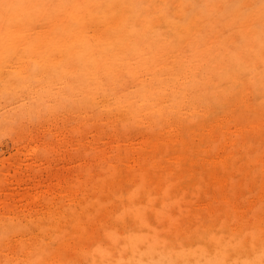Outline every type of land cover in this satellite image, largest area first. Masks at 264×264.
I'll use <instances>...</instances> for the list:
<instances>
[{
  "label": "rangeland",
  "instance_id": "374dc122",
  "mask_svg": "<svg viewBox=\"0 0 264 264\" xmlns=\"http://www.w3.org/2000/svg\"><path fill=\"white\" fill-rule=\"evenodd\" d=\"M143 1L147 4L146 10L155 7L149 14L152 21L158 20V18L170 22L175 20L179 25L174 35L176 42L172 47V52H164L163 60L168 65L195 64L203 66L199 71L203 72L205 71L204 66H207L208 63L212 64L214 61L215 53H220V56L227 60L232 53L239 57L245 47L252 45L254 47L248 51L250 54L245 55L244 59L250 62L253 59L256 62L264 61V0H133L132 5L135 6V11L138 14L141 11L146 12V10H142ZM67 2L68 0H62L64 6ZM219 3L220 5H218ZM186 5L189 7L185 8ZM43 7L41 6V10ZM179 12L181 15L178 14ZM176 14L179 16L176 17ZM196 18L197 20H195ZM203 19L207 20L203 21ZM192 22H195L198 27L196 32L182 31V28L188 27V24ZM38 23L34 22L33 27L35 25L36 27L32 30H37L36 28L42 30V26L46 25ZM43 28L45 29V27ZM49 29H52V26ZM156 31L159 36L163 34L159 29ZM232 35L235 36V39ZM230 37H233V40ZM187 38L189 39L186 43ZM208 45L212 52L214 51L212 54L204 50ZM225 49L227 54L224 52ZM178 50L179 52H176ZM152 53L149 52L146 55L149 60L153 59L152 56H157ZM185 56H187L186 59H184ZM180 58L184 60L179 61ZM163 60H159L156 64L158 66L152 67L162 68L163 65L161 66L160 63L166 64ZM141 69L136 73L137 76L136 74L123 75L117 81V87L113 88L114 92L123 95L127 93L136 95L141 88L149 86L152 81L149 77L150 70ZM3 74L6 77L9 72ZM145 75H147L146 78H144ZM23 78L27 80V77L20 76V79L10 88H5L6 83H2L0 79V254H3L1 264H18V262H20L19 264H48L49 260L52 259L51 263L58 259L59 251L65 258L68 255L69 259H77V261L81 259L79 264H83L82 261L86 262L85 264H123L130 257L132 251L141 246L144 247L140 244L139 237L144 235L147 228L145 225L141 227L140 220L137 218L126 216L120 222L117 213L119 211L118 200L114 196L115 193L117 196L123 197L130 205L143 206L141 213L146 217L144 220L150 226L148 229L150 234L154 238H156L155 234L160 237L154 241L148 236L147 240L151 241L152 250L158 251V249L166 247L173 249L178 246L176 243L178 241L177 232L175 229L166 228L167 218L164 216L168 217L169 213L159 217L155 213L159 210L163 211V214L166 211L174 214L177 207L171 202L179 200L180 207L188 208L185 211L192 209L195 214L194 221L201 225L195 231L185 232L179 236H185L183 241L187 245L192 244L195 249L196 235L199 234L203 236V246L209 254L212 255L217 250H222V254H227L232 259H237L238 262L246 258L253 259L256 251H264V173L259 172L260 167L264 166V85L244 83L233 95L221 93L219 100L215 102L210 100L206 102V104L210 103L209 105H203L205 102L204 100L200 102L202 99L199 95L204 96L205 93L209 95L212 92L205 86L201 90V94L196 91L194 102L198 101L194 105H199L195 107L193 105L195 111L192 110V112L188 107L183 106L179 113L172 115L176 116L174 120L171 117L161 116L160 107L155 103L156 99L158 101L162 99L158 96V98L155 97L156 99H151L153 104L147 103L146 107L149 108L143 109L145 113L143 110V113L139 114L138 112L137 117H140V121H135L129 117L130 114L127 112L114 110L112 116H109L104 113L102 107L97 105L85 109L83 106L78 107L69 102L58 103L52 96L47 98L51 109L44 112L36 109L32 112V81L25 85ZM139 79L141 80L138 81ZM125 80L127 81L123 82ZM155 84L152 87H155ZM131 85L132 87H129ZM210 85L215 84L210 83ZM218 90L220 91V88H216L212 95L217 94ZM235 94L245 102L235 101L233 97ZM112 95L110 100L114 101V95ZM169 102L168 97L166 103ZM155 104L154 108L157 110H153ZM237 105H241L243 109L239 110ZM95 107L96 109H94ZM81 109L83 113L80 112ZM187 109L190 113L186 111ZM85 110L89 112L93 110L89 113L88 119L83 117ZM115 112L116 115H114ZM182 113H185L186 116ZM206 114H211L212 117ZM181 115L182 117H179ZM214 115L216 116L214 117ZM165 118L169 120L167 121ZM214 119L217 120L216 123ZM227 119L232 121L229 123ZM170 121L172 124L169 123ZM181 121L183 122L181 123ZM202 123L209 127L207 126V129L201 134V132H197V126ZM217 124H222L226 129L224 135L220 134V127L218 132L213 129L212 126ZM171 125L176 129V132L193 126L189 132L190 136L192 135L196 139L195 146L193 145L196 150L183 151L181 155L179 154L181 158L178 160L182 165L177 162L182 173L186 171L189 164H194L193 174L189 175L190 180L193 181L191 192H185L183 187L179 186L182 176L175 169L170 170L169 181H163L165 177L162 178L159 174L162 169H160V163L157 168L150 169L149 174L140 172L143 171L142 166L145 167L156 156L155 150H148L150 148L144 146L146 138L149 135H155L161 128L171 127ZM205 137L208 142L210 141L209 143L206 142ZM150 139L153 140V137ZM177 139L178 136H176ZM213 139L217 140L213 141ZM101 146L102 148H100ZM220 146L221 148H219ZM169 153H173L172 158L170 154H166V158L161 164L175 168L173 167L176 164L174 157H177L178 149L172 146ZM136 154L138 155L136 156ZM130 155L132 156L130 157ZM215 156L224 157L225 161L232 162L224 169V182L216 181V174H213L219 172L213 159L216 158ZM156 162L158 161L156 160ZM112 164L119 168L114 169ZM139 167L142 170L138 169ZM233 167H236L235 171ZM105 169L107 171L104 173ZM127 170H131V172ZM100 172L102 174H99ZM209 172L211 175L208 174ZM141 174L143 176H140ZM90 176L92 179L89 178ZM113 179L115 183L111 185ZM139 184V189L144 188L139 193L134 192L133 190ZM98 185H104L101 191L98 190ZM151 187L155 188L152 196L145 192ZM95 191L96 195L94 196ZM98 198H101L103 207L99 214H96L93 208L96 207L95 202ZM191 200L195 204L189 206L191 205L189 202H193ZM115 202L116 204H114ZM87 223L89 225H86ZM92 227L95 228L92 229ZM91 232L95 233L91 234ZM131 235L137 236L136 240L130 239ZM66 236L68 237L66 238ZM72 240L74 241L72 242ZM148 241L145 240V242ZM74 242L75 244H73ZM65 247L71 248V251H67ZM83 248L84 250H82ZM54 256L55 259H53ZM74 263L78 262L74 261ZM74 263L65 261V264ZM150 264H159L158 257H152Z\"/></svg>",
  "mask_w": 264,
  "mask_h": 264
},
{
  "label": "bare ground",
  "instance_id": "6f19581e",
  "mask_svg": "<svg viewBox=\"0 0 264 264\" xmlns=\"http://www.w3.org/2000/svg\"><path fill=\"white\" fill-rule=\"evenodd\" d=\"M140 1H142V0H140ZM171 1H173V0H171ZM156 2L158 3V1H156ZM132 3H134L133 0H68L66 6H64L62 4V0H60V1L59 0H0V76H1L0 79L2 80V83H6L5 88H10L12 86V84H14L18 79H20V76L27 77V80H25L23 78L25 85L28 82L32 81V112L35 111L36 109L41 110L43 112L51 109V107L49 108L50 104H49L47 98H49V96H52V97H55V99L57 100L58 103L69 102L70 104L76 105L78 107L83 106V108H85V109H88L92 106L97 105L98 107H102L104 109V113L106 115H109V116L112 113H114L113 112L114 110L117 112L118 111H123L125 113L127 112L128 114H130L129 117L131 119H134L135 121H140V117H137L138 112L140 114L144 108H149V107H146L147 103L153 104L151 99H156V98H158V96L160 99L161 98L162 99H161V101H158L156 99L155 103H157L158 107H160L159 110H160L161 116H166L169 118L171 117L172 120H174V119H176V116H172V115L179 113V111L183 109L182 108L183 106L188 107V109L190 111L194 110L193 105L195 102L197 103V101H198L197 100L194 102V99L197 95L196 91H197V93L199 92L201 94L202 93L201 90L204 89L205 86H206L205 88H207L208 90L210 89L212 92L209 95H207L206 93L204 96L199 95L202 99V100H200V102L201 101L203 102V100L205 102V103H203V105L206 104V102H208L210 100H212L214 102L216 100H219L221 93H225V94L229 93V94L233 95L236 92V90L244 83H247V84L253 83L255 85L256 84L264 85V61L260 60V61L256 62L253 59V61L250 62L249 60L244 59L245 55L250 54L248 51L254 47L253 45L251 47H245L241 51L243 53H241L239 51L240 52L239 57L235 53H232L230 58L227 60L222 58L220 56V53H218V54L215 53L214 58H213L214 61L212 62V64L208 63L207 66H204L203 69L205 71H203V72H199V71H201L203 66H196L195 64L187 65V64H181L180 63L179 66H177V64L168 65L167 62L165 60H163V56L165 55L164 52H168V51L172 52L171 51L172 47L175 45L176 37L174 35L177 32L176 29L179 27L177 21H175V20L172 22H170L169 20L163 21L161 18L160 19L162 21L159 18H158V20L155 19L154 21H152L151 16H149V14H150L151 9L154 7L153 5H152L153 7L150 10H146L147 4L145 1H143L142 10L143 11L146 10V12L143 13L141 11L140 12L141 14L140 13L138 14L135 11V6L132 5ZM5 4L17 5L18 7H15L11 10H6L4 7H2V5H5ZM218 5H220V3ZM41 6H44L46 8L44 9V7H43V10H41ZM176 6H178V4H176ZM188 7H187V5L185 6V8H188ZM178 14H180V12ZM178 14H176V17ZM210 17H212V16H210ZM180 18H181V16H180ZM195 20H197V18ZM206 20L203 19V21H206ZM191 21H193V20H191ZM203 21H201V22L199 21V22L202 23ZM34 22H36V23L39 22L40 25H42V24L43 25L46 24V25L42 26V30H39L38 28H36L37 30H32V29H34V27H36V25L33 27ZM199 22H198V24H199ZM50 26H52V29H49ZM199 26H200V24H199ZM43 27H45V29ZM156 29L161 30L163 32V34L161 36L157 35ZM197 29H198V27H196V23L192 22V23L188 24V27L182 28V31L191 30L193 32H196ZM215 36H217V35H215ZM232 36H234V35H232ZM215 38H214V40L218 39V38H216V39ZM230 38L232 39L233 37H230ZM188 39L189 38H187L186 43H187ZM231 39H229V40H231ZM234 39H235V36H234ZM178 40H179V38H178ZM189 41H191V40H189ZM213 41H211V42L213 43ZM211 42H210V44H211ZM207 43H209V42H207ZM209 45L206 48L205 47H202V48H205L204 50H206V52H209V54H212L214 51L212 52V49H210ZM210 46H212V45H210ZM173 50H175V49H173ZM226 51L227 50L225 49V51H224L225 54H227ZM149 52H153L157 56H152L153 59L149 60L148 56H146ZM176 52H179V50ZM153 53H152V55H154ZM170 54H172V53H170ZM200 54H201V52H200ZM206 55H207V53H206ZM206 55H204V56H206ZM186 57L187 56H185L184 59H186ZM202 57H203V55H202ZM202 57H200V58H202ZM171 58H173V57H171ZM207 58H209V57H207ZM181 59H183V58H180L179 61ZM206 59H204V60L206 61ZM159 60L165 61L166 64H162L163 63L162 62V63H160L161 66L163 65L162 68H160V67L158 69H155V67L153 68L152 66L156 65L159 62ZM170 60H172V59H170ZM187 60H189V59H187ZM208 60H210V58ZM174 62H175V60H174ZM156 66H158V65H156ZM141 68H143L144 70H145V68L150 70L149 77L152 81H150L149 86H147L146 88H141L140 92H138L136 95L128 94V93L123 95V94H116L114 92L113 88L116 86L117 81H119L123 75H125V74H131V75L136 74ZM143 69H141V70H143ZM4 72H9L8 76L5 77V75L3 74ZM136 76H137V74H136ZM146 76L147 75H145L144 78H146ZM2 77H3V79H2ZM141 79H139L138 81H140ZM127 80H125L123 82H126ZM154 83H156L155 87H152V85H154ZM210 83H213L215 85L212 86V85H210ZM129 87H132V85ZM216 88H220V91L218 90L217 94L214 93V95H212V93L216 90ZM118 92H120V91H118ZM121 93H122V90H121ZM112 94L114 95V101L110 100V97ZM134 97H137V98H134ZM168 97L170 99V102L166 103V102H168ZM233 97H234V100L237 101L238 103L239 102H245L244 100H241L237 94H235V96H233ZM241 97H243V96H241ZM149 100H151V101H149ZM137 101H139V102H137ZM222 101H223V99H222ZM231 101H233V100H231ZM101 104L103 106H100ZM209 104H206V105H209ZM196 105H199V104H196ZM196 105H194V107ZM200 106H201V104H200ZM154 107H156V104H155V106H153V110L154 109L157 110ZM201 107H203V106H201ZM220 107L222 108V106H220ZM238 108H239V110L243 109V108H241V105H239ZM94 109H96V107ZM116 109H118V110H116ZM119 109H122V110H119ZM184 109H186V108H184ZM188 109L186 111H189ZM190 111H189V113H190ZM196 111L198 112L199 110H196ZM80 112H82V109ZM91 112L85 110L84 114H83L84 119H88L90 117L89 113H91ZM197 112H196V114H197ZM144 113H145V111H144ZM186 113H188V112H186ZM226 113H227V111H226ZM131 114H133V115H131ZM152 114H154V113H152ZM183 114H185V113H182V115ZM211 114L210 115L206 114V115L210 117ZM223 114H224V112H223ZM114 115H116V112ZM182 115L179 117H182ZM216 115H214V117ZM105 116H103V118H105ZM185 116H186V114H185ZM203 116H204V114H203ZM223 117H225V116H223ZM110 118H108V119H110ZM233 118H234V116H233ZM121 119H122V117H121ZM217 119H219V118H217ZM85 121L87 122V120H85ZM85 121H83V122H85ZM108 121H106V122H108ZM110 121H112V120H110ZM113 121H114V119H113ZM116 121H118V120H116ZM160 121H163V120H160ZM183 121H184V119H183ZM183 121H181V123ZM227 121H229V123H230V121H232V120L227 119ZM144 122H145V120H144ZM147 122H149V121H147ZM175 122H176V120H175ZM216 122H217V120H215V123ZM169 123H171V121ZM198 123H199V121H198ZM218 123H219V120H218ZM149 124L151 126V123H149ZM225 124H227V123H225ZM147 125H148V123H147ZM184 125L186 126V124H184ZM205 125L206 124H204V123L199 124L197 126V132L198 133L201 132V134H202L205 131V129H207V126L209 127V125H206V126ZM169 127L167 126L165 128H161L157 133H155V135H149V137L146 138V140H145L146 145H144V146H146V147L148 146L150 148L148 150H153V151L155 150L156 156L153 159V161H151V162L149 161L148 164H146L147 167H146V165H145V167H143L144 166L143 165L142 166L143 171H140V172L149 174L151 172L150 169H152L154 167L157 168L158 164L160 163L161 167L160 166L159 167H160V169L161 168L162 169H161V171L159 170L160 171L159 174H160V177H162V178L165 177V180H163V181H166V180L169 181L170 170L175 169L182 176V178H181L182 182L180 181V183H182V184H180L178 182L179 186L183 187V190L185 192L186 191L191 192L193 181L190 180L189 175L193 174L194 164L193 163L189 164V166L186 168V171L185 172L183 171V173H182L179 170V166H178L177 162L178 163L181 162L178 160L181 158L180 155L183 151L186 152L189 150L190 151L196 150L194 147L196 139H194L192 135L190 136V132H189V131H191L193 126H190V127L188 126L184 130H180V131L177 130V132H176V129H174L172 125L170 128ZM212 127H213V129H216L217 132H218V128L220 127V129H219L220 134H223V135L225 134L226 129L224 128V126H222V124H217V125H214ZM135 129H137V128H135ZM133 132H135V131H133ZM173 135H174V139H173ZM176 136H178L177 140H176ZM151 137H153V140L150 139ZM205 139H206V137H205ZM214 140H217V139H213V141ZM206 142L209 143L210 141L208 142L206 139ZM172 146L175 147V149H178L177 157L176 156H175L176 158L174 157L176 164L174 166L172 164V166L175 168H172L169 165L161 164V162L164 161V158H166L165 155L171 153V152L169 153V151L172 149ZM207 146H208V144H207ZM100 148H102V146ZM162 148H165V149L163 150ZM219 148H221V146ZM143 149H145V148H143ZM168 149H169V151H168ZM224 151H226V150H224ZM121 152H122V149H121ZM214 152L216 153V151H214ZM175 153H174V155H175ZM172 154H170L171 158H172ZM137 155L138 154H136V156ZM140 155H139V157H140ZM202 155H204V154H202ZM131 156L132 155H130V157ZM141 156H143V155H141ZM121 158H122V155H121ZM146 158H145V160H146ZM168 159H169V156H168ZM213 159H214L215 165H217V168L219 169V172L217 171L216 173H213V174H216L215 179L219 183L221 181L224 182V180H223L224 172H225L224 169L228 164L231 165L232 162L230 163L229 161H225L224 157H220V156H217L216 158H213ZM128 160L130 161V158H128ZM156 160L158 162H156ZM209 160H211V159H209ZM112 163H115V162H112ZM209 163L211 164V162H209ZM115 164L114 165L112 164V167L114 169L117 167L119 168V166H115ZM140 165H142V164H140ZM136 166H137V164H136ZM122 167L125 168V166H122ZM129 167H130V164H129ZM205 168H207V167H205ZM132 169H133V166H132ZM138 169H141V168L139 167ZM235 169H236V167L234 168V171H235ZM106 171H107V169H105L104 173ZM128 172H131V170ZM259 172L264 173V166L260 167ZM113 173H115L114 170H113ZM210 173L211 172H209L208 174H210ZM99 174H102V173L100 172ZM140 176H143V174H141ZM104 177H105V175H104ZM128 177H127V179H128ZM89 178L92 179V176H90ZM207 178H208V176H207ZM253 178L255 179L256 177L254 176ZM91 179H90V181H91ZM198 179H199V177H198ZM114 183H115V181L113 179V181H111V185ZM109 185H110V183H109ZM103 187H104V185H98L97 186L99 191H101V188H103ZM139 188H140V184H139V186L137 185V187L133 191L139 193L140 191H142V189L144 187L141 189H139ZM115 190H117V189H115ZM154 190H155V188L151 187V188L146 189L145 192L147 195L152 196ZM88 193H90V192H88ZM93 195L94 196L96 195V191ZM114 196H116V198L118 200L117 208L119 211L117 213H118V217H119L120 222H122L126 218V216L132 217V218H137L138 220H140L139 225L141 227L145 225L146 226L145 228H147V231L144 232V235H142V237H139L140 238V244L144 245V247L141 246V247L137 248V250L132 251V253L130 254V257L126 260V262H123V264H150L152 257L153 258L158 257L159 264H249V262H254V264H260L261 259L264 258V251H256L254 253L253 259L249 260L248 258H246L243 261H239V262L237 259H232L227 254H222V250H217L214 254L211 255L208 253V251H206L205 247L203 246L202 241L204 240V238H203V236H201L199 234L196 235L197 236L196 243L193 242V243H195L194 244L195 249L192 246V244L187 245L183 241L185 236L184 235L182 237H179V236L185 232L190 233V231H195L197 229V227H200L201 225L198 222L194 221L193 216L195 214H194V212H192V209L189 211H185V209H188V208L184 209L183 207H180L179 200L171 202L172 205L177 207L176 210L174 209L175 212L173 211L174 214L170 213L169 211H166V213L163 214L162 213L163 211L161 212L159 210L155 213L158 217L164 216L165 214L169 213L168 217L164 216V218H167L166 228L167 229H175V231L177 232L178 241L176 243L178 244V246L174 247L173 249L166 247V248L158 249V251L152 250L153 246L151 245V241L147 240L149 238L148 236L153 238L154 241H156L157 238L159 239L160 237L159 236L157 237V235L154 233L156 236V238H154L150 234V232L148 230V229H150V226H149L148 222L144 220L146 217H144V215L141 213V208H143V206L130 205V204H128V202L126 200H124L123 197L117 196V193H115ZM191 201H193V200H191ZM220 201H222V200L220 199ZM114 204H116V202ZM189 204H191L189 206H192V204H195V202L194 201L189 202ZM95 205H96V207L93 208L94 207L93 206L92 208L95 210L96 214H99V212L101 211V209L103 207L102 202H101V198H98L96 200ZM172 210H173V208H172ZM96 214H95V216H96ZM198 214H199V212H198ZM84 217H85V215H84ZM196 217H198V216H196ZM211 218H212V216H211ZM257 218H258V216H257ZM257 218H255V219H257ZM86 225H89V224L87 223ZM69 228L72 229L71 227H69ZM94 228L92 227V229H94ZM90 230H91V228H90ZM50 233H49V235H50ZM52 233H53V231H52ZM89 233H90V231H89ZM93 233H95V232H91V234H93ZM87 235H85V236H87ZM89 236H90V234H89ZM44 237H46V236H44ZM47 237H48V235H47ZM67 237L68 236H66V238ZM83 237H84V235H83ZM84 238H86V237H84ZM136 238H137V236H135V235L130 236V239L136 240ZM74 240H75V238H74ZM74 240H72V242ZM82 240H83V238H82ZM145 240L148 242H145ZM64 242H67V241H64ZM75 242L73 244H75ZM77 242H78V240H77ZM82 242H80V243H82ZM80 243H79V245H81ZM148 243H150V244H148ZM145 244H148V245L146 246ZM56 245H57V243H56ZM71 245H72V243H71ZM62 246L64 247V245H62ZM69 247H71V246H69ZM69 247L68 248L65 247L67 249V251H71L72 247L70 249H69ZM132 247H134V246H132ZM75 248H76V246H75ZM82 250H84V248ZM63 251H65V250H63ZM59 254H60V256L58 257V259L54 260V262L50 263V261L52 259L49 260V258H48V260H49L48 264H65V261H67L68 263L69 262L74 263V261H75V262H78L76 264H79V261L81 260L80 259L79 261H77V259H75V260L69 259L68 255L65 258L64 255H61L63 253L60 251H59ZM2 255L3 254H0V264L2 263V261H1ZM57 256H56V258H57ZM9 257H10V255H9ZM25 259L27 260V257ZM53 259H55V256ZM22 262H24V261H22ZM82 262H83V264L86 263V262L84 263V261H82ZM19 263L20 262H18V264ZM80 264H82V263H80Z\"/></svg>",
  "mask_w": 264,
  "mask_h": 264
},
{
  "label": "snow or ice",
  "instance_id": "6c2138e0",
  "mask_svg": "<svg viewBox=\"0 0 264 264\" xmlns=\"http://www.w3.org/2000/svg\"><path fill=\"white\" fill-rule=\"evenodd\" d=\"M2 7H4L6 10H11L15 7H18L17 5H10V4H5L2 5ZM249 264H254V262H249ZM260 264H264V258L261 259Z\"/></svg>",
  "mask_w": 264,
  "mask_h": 264
}]
</instances>
